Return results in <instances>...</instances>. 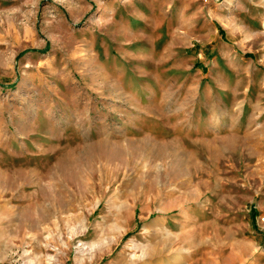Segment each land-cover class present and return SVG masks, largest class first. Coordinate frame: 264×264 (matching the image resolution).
Masks as SVG:
<instances>
[{
	"label": "rangeland",
	"instance_id": "374dc122",
	"mask_svg": "<svg viewBox=\"0 0 264 264\" xmlns=\"http://www.w3.org/2000/svg\"><path fill=\"white\" fill-rule=\"evenodd\" d=\"M0 264H264V0H0Z\"/></svg>",
	"mask_w": 264,
	"mask_h": 264
},
{
	"label": "bare ground",
	"instance_id": "6f19581e",
	"mask_svg": "<svg viewBox=\"0 0 264 264\" xmlns=\"http://www.w3.org/2000/svg\"><path fill=\"white\" fill-rule=\"evenodd\" d=\"M213 118H214V120L218 119V118H217V115H215ZM145 213H146V211L143 212V214H145ZM127 214H128V213H127ZM95 243H96V240H95V241H91L90 244H89V247H90L91 249H93V248L95 247ZM101 244H102V243H101ZM110 244H111V243H110ZM102 247H104V246H102ZM107 249H108V247H107ZM107 249H106V250H107ZM108 250H109V249H108ZM92 251H93V250H92ZM91 258H92V257H91Z\"/></svg>",
	"mask_w": 264,
	"mask_h": 264
}]
</instances>
